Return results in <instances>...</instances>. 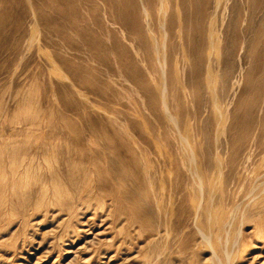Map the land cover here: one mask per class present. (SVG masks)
<instances>
[{
  "label": "rangeland",
  "instance_id": "obj_1",
  "mask_svg": "<svg viewBox=\"0 0 264 264\" xmlns=\"http://www.w3.org/2000/svg\"><path fill=\"white\" fill-rule=\"evenodd\" d=\"M235 3L245 10V0H209L197 83L194 54L185 62L182 41L157 25L151 52L131 50L137 76L127 74L105 41L111 26L114 39L123 36L102 5L92 27L89 7L74 3L95 47L63 20L62 35L32 16L22 28L2 26L0 264H264V229H255L264 213L262 113L238 154L232 128L253 66L248 38V50L233 46ZM172 59L186 68L187 88Z\"/></svg>",
  "mask_w": 264,
  "mask_h": 264
},
{
  "label": "bare ground",
  "instance_id": "obj_2",
  "mask_svg": "<svg viewBox=\"0 0 264 264\" xmlns=\"http://www.w3.org/2000/svg\"><path fill=\"white\" fill-rule=\"evenodd\" d=\"M79 1H81V0H78V1H76V0H15L13 2H9L8 0H0V30H3L1 28L4 24L7 25L10 23H14L16 26L15 28H20L22 26L21 21H23L25 18H27L29 16H32V18L35 20V23H36L35 27H37L38 26L37 24H39L41 21H43L44 27L46 29L49 28V29L53 30L56 34L62 35L63 31H62V26L60 24L62 22H60V21L63 20V22L65 21L64 24H66L68 26V28L73 33L85 38V40H87V42H90L91 45H89V46L93 45L95 47L94 44L96 43V39H97L96 36L97 35L95 34L94 31L90 30V28L87 27L90 24L89 25L87 24L86 27L83 25V22H81V20L79 19V11L74 6V3L79 2ZM218 1L222 2V0H218ZM83 3L85 6L89 7V13H90V17L92 20V22H91L92 27L98 26V23L95 22L97 19V17H95L97 14L94 15L96 13L95 7L98 5H102L104 7L103 10L107 14H109L108 16H110L112 18L113 25L118 26V28L120 29L121 33H118V34H121L123 36L120 38L121 40L114 39L113 38L114 34L112 35L113 36L112 37L110 32H109V30H110L109 29L107 32L105 31L106 32V34H105L106 40L105 41L110 46L109 50L112 51L111 53L114 56V62L117 65H119V67L120 66H122V68L124 67L127 74H129L133 77L137 76L136 60L132 54L138 53V51L139 52L143 51L147 54L149 52H151V49L153 48L154 43L157 42V40H158L157 33L154 29L157 25L161 29V33H162L161 35H163L165 37V39L169 38L172 35H174V36L176 35L177 38H179L182 41L181 45H178V49L180 52H182L184 54V56L181 58L185 62L190 63V60L188 59V57L185 56L187 53L192 52L194 54L195 60L198 62L197 63L198 66L193 70V74L195 76V83L200 82V78L202 75V69L200 66L204 60L203 50L205 49L206 44H207L206 24H208L210 22L211 17L213 16V15L208 14L209 0H176V3H174L173 0H83ZM245 5H246L245 10H242V8L240 7L239 4H237V3L234 4L232 10L234 12L235 17H233L231 19V22L229 23V25H231V27H232V33H233L234 39H235L233 46L235 47V46L239 45V51L241 50L242 45H243L242 46L243 48L247 47V50H248V46H249L250 47V53H251V59H252V63H253V66L251 67V69L248 71V73L246 75V81L245 82H246L247 88H245L243 95L241 96L238 104L236 105V109H235V112L233 115L234 121H233L232 128L236 133V154H238L244 148V144H245L246 139L250 135L252 137H254L255 133L259 129L258 128L259 124L257 126H255L256 113H257V116L262 113L263 118H261L260 125L262 126V129L264 130V0H245ZM152 8L155 9L156 15H153V9ZM226 9H228V8H226ZM104 11L103 12L101 11V13H104ZM47 12H49L50 14H47ZM80 12H81V10H80ZM98 12H100V11H98ZM10 13H12L13 15H9ZM215 13H218V11L216 10ZM52 14L54 15V17H51ZM107 14H105L104 16H107ZM100 15H101L100 16L101 19H98V20L101 21L105 17H102V14H100ZM154 16H156V17L154 18ZM225 17H226V15H225ZM82 20H83V18H82ZM109 20L111 21V19H109ZM222 20L223 19H221V23H222ZM103 24H105V23L103 22ZM225 24H223V25L225 26ZM91 25H90V27H91ZM3 27H5V26H3ZM11 27H13V26L11 25ZM221 27H223V26H221ZM105 29L107 30V27ZM116 29H117V27H116ZM98 30H100V29H98ZM223 30L224 29H222V31ZM227 30H228V27H227ZM110 31H112V26H111ZM117 31H119V30H116V32ZM17 32H19V31H17ZM96 33H98V32H96ZM3 34L6 35V33H3ZM227 35H228V33H227ZM99 36H100V34H99ZM116 36H118V35H116ZM13 37H14V35H13ZM13 37H11V38H13ZM20 37H18V38L20 39ZM226 37H224L225 40L227 39ZM240 37H241V41H240ZM23 38H24V36H23ZM173 38H175V37H173ZM247 38H248L249 42H248V46H245ZM4 39H6V38H4ZM97 42H99V41L97 40ZM124 42L126 43V45L128 47L125 44H123ZM237 42L239 43L238 45H237ZM102 44H101V46H102ZM76 47H78V46H76ZM79 47L82 49L81 46H79ZM85 47L87 48V46H85ZM108 48L109 47H107L105 49V51ZM228 48H229V46H228ZM99 50H100V48H99ZM131 50H133L134 53L131 54ZM76 51H78V50H76ZM93 51L95 52L94 49H93ZM11 52H13V51H11ZM100 52H101V50H100ZM96 53H97V51H96ZM98 53L96 54L95 58L97 57ZM109 53H110V51H109ZM76 54H77V52H76ZM76 54H75V56H76ZM99 54H101V53H99ZM103 54H104V52H103ZM101 56L104 57L105 54L101 55ZM106 56L104 58L105 61H107L106 59L108 58V56H107V58H106ZM171 56L174 57L173 55H171ZM247 56H248V54H247ZM91 57H93V56L91 55ZM84 58H85V56H84ZM87 59H85V60H87ZM100 59H101V57H100ZM53 60L56 61L55 59H53ZM76 60H78V59H76ZM65 61H67V60H65ZM71 61H73V60H71ZM247 61L248 60H246V62ZM74 62H76V61L74 60ZM110 62L111 61H109V67L113 69V67L110 66ZM249 62H248V64H249ZM59 63H61V61H59ZM172 63H173V66L176 70V73L180 77V79H179L180 84L184 85L185 88H187L188 85H190V84H186V83H188L187 82L188 81V78H187L188 75L186 76V73H185L186 68L185 69L180 68V64H179L180 62L178 59H175V60L172 59ZM76 64H77V62H76ZM87 64H88V62H87ZM60 66H58V67H60ZM73 66H75V65H72V67ZM77 66H78V64H77ZM246 66H247V63H246ZM78 67H81V66H78ZM183 67H184V64H183ZM62 70H65V69H62ZM76 70L77 69L75 68L74 71H76ZM105 70H106V67H105ZM105 70L103 72H105ZM107 72L109 73V71H107ZM107 72H105V73H107ZM78 73H80V72H78ZM108 73H107V75H108ZM111 73H112V71H111ZM116 73H118V72H116ZM112 74H114V73H112ZM116 75L118 76V74H116ZM75 76H77V75H75ZM117 76L114 79H117ZM84 77H82V78L84 79ZM123 78H126V77H123ZM126 79H125V81H126ZM82 80L80 82H82ZM125 81H124V83H125ZM117 83H119V82H116V84ZM81 84H83V83H81ZM120 84H118V85H120ZM89 85H90V83L88 84V86ZM91 85L93 86V84H91ZM120 87L123 88L122 85ZM99 88H101V87H99ZM193 88H194V86L191 87V89H193ZM114 89H116V88H114ZM123 89H125V88H123ZM102 90H103V88H102ZM109 91H110V89H109ZM120 91H123V90H120ZM105 92L103 91L104 94H105ZM113 93H115V91ZM106 94H107V92H106ZM122 95H120V96H122ZM118 98H120V97H118ZM115 99L118 100L117 98H115ZM260 129H261V127H260ZM253 142H251V143H253ZM261 144L262 143H260V146H261ZM251 146H252V144H251ZM253 149H252V151H253ZM249 158L250 157H248V160H249ZM3 190H5L4 192H6L8 189L4 186ZM260 193H264V185L260 188ZM255 229H257L259 231L264 229V213H263L262 220L256 221ZM214 239H215V237L212 236L211 234L207 235V237H206V241L208 244H211V242L214 241ZM226 260H227V262H229V260H230V257H229V254L227 251H226Z\"/></svg>",
  "mask_w": 264,
  "mask_h": 264
}]
</instances>
